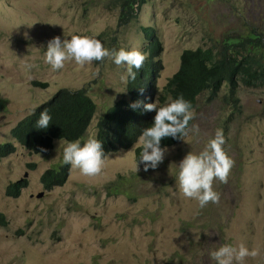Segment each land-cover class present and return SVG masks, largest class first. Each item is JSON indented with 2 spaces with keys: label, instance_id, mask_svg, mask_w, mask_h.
<instances>
[{
  "label": "rangeland",
  "instance_id": "obj_1",
  "mask_svg": "<svg viewBox=\"0 0 264 264\" xmlns=\"http://www.w3.org/2000/svg\"><path fill=\"white\" fill-rule=\"evenodd\" d=\"M118 16L109 0H0V142L12 139L9 129L58 88L85 85L99 111L110 103L105 87L123 88L126 69L108 59L85 66L67 61L53 71L45 52L54 37H93L106 48L114 37L119 46L139 48L145 42L140 26L153 25L163 43L161 87L179 69L184 47L212 45L251 23L264 30V0H146L127 24L118 26ZM224 91L213 99L199 95L190 123L199 125V135L165 146L164 161L147 172L133 145L107 154L97 177L70 166L63 184L45 188L40 175L63 161L59 140L44 155L15 143L16 151L0 160V210L8 219L0 224V264H215L213 251L241 243L260 249L244 264H264V89L239 84L237 109L225 102ZM217 129L235 163L228 182L214 184L219 203L200 208L178 189L179 163L202 151ZM131 172L122 183L134 198L103 190L102 182ZM24 176L28 184L19 194L5 192L9 181Z\"/></svg>",
  "mask_w": 264,
  "mask_h": 264
},
{
  "label": "clouds",
  "instance_id": "obj_2",
  "mask_svg": "<svg viewBox=\"0 0 264 264\" xmlns=\"http://www.w3.org/2000/svg\"><path fill=\"white\" fill-rule=\"evenodd\" d=\"M145 2L146 0L139 5V0H133L132 12L134 16L125 23L118 24L117 21V25H125L134 19L139 8ZM244 23L247 24V22ZM28 26L31 27L32 25ZM253 29L259 31L264 36L263 28L259 27L257 24L251 23L249 28H245L244 32H226L212 45L196 46L194 48L184 47L179 54V69L171 74L161 87L157 83V79L164 65V59L162 57L163 43L159 39L153 25L140 26V32L142 33L140 34V40L142 41L144 39L145 42L139 48L124 45L119 46L114 37L112 38L114 43H111L109 47L106 48L99 39L93 37L72 35L70 40L64 39L62 41L60 36H56L48 42L47 51L45 52V63L49 64L53 71L64 69L67 61H74L77 65L85 66L95 61L102 62L108 59L114 62L116 66L126 69L121 76V80L125 82L123 88L119 90L113 86L104 88L110 103L101 111L98 110L97 103L93 101L88 94L85 85L78 86L77 88L72 87V89H69V87L58 88L49 99L38 104L30 113L21 119L32 114L37 107L52 99L58 91L66 90L73 93V95L64 94L60 98L62 104L67 105L72 103L77 108L86 109L84 124L82 126L83 129L81 128L82 131L78 136L67 138L68 132L64 133L63 137L51 136L49 133L44 134L50 128L52 117L47 111L43 110L36 118V120H38L36 122V128L44 129L42 131L44 134L43 137H50L51 145L45 142V144L42 145V149L38 152L31 151L27 146L22 145L17 138L13 137L12 133H10V130H12L21 119L8 131V135L12 139L1 141L0 144L9 143L14 146V151L10 152L7 156L16 151L15 143L24 146L30 153L44 155L48 154L52 150L55 141L59 140L58 149L63 148V161L56 166L58 167L64 163L69 165L68 169H70V166L72 169H78L85 177H97L101 175L106 166L105 157L107 154L119 150H128L133 145L135 146L134 158L136 161V147L141 145L142 151L140 152V159L139 162H136L139 165L143 163L141 166L145 172L149 169L155 170L164 161L165 154L168 152L165 146H172L179 143L181 140L187 142L185 138L188 137L190 133L199 135V125L194 124L190 126L191 121L195 119L194 108L199 95L208 94L209 98L208 92L199 94L195 97V102L192 105L191 102L183 96L172 101L171 97H167L163 103L164 106H160V97L163 94V87L166 85L169 78L180 71L184 51L186 49L210 48L215 53L223 41H235L238 37L248 34ZM229 37L234 39L230 40ZM170 66L171 72L173 65ZM163 72L164 69L162 73ZM34 82L37 84H34ZM31 83L34 86H47V83H42L37 80L31 81ZM223 85H227V83L224 82ZM223 89H225L224 92L226 94V86L221 88V90ZM236 90L233 91V94L228 93V101L225 100V102L237 109L240 105L239 99L236 96ZM113 96H115V101L114 104L111 105V97ZM214 97L209 99H213ZM224 98L226 99L227 96H224ZM105 108L107 109L105 110ZM154 112L155 116L153 119ZM96 115L98 116L95 125H93V131L89 132L90 124ZM131 124L136 127L129 126ZM146 125L149 127L145 128ZM135 133V139L129 143L131 136ZM172 138L176 141L167 144V140ZM161 142H164V145L161 146ZM225 144L226 137L223 129H217L214 137L208 141L206 147L202 151L199 153H194L192 151L187 153L179 163V172L177 176L178 189L185 199L197 201L200 208H204L210 203H219L220 195L214 190V184L216 181L226 184L231 170L234 167L235 162L226 152L224 147ZM30 164L34 163H29L28 165L30 166ZM138 164L136 165L137 172L139 171ZM57 167L52 166L49 168ZM119 175L127 176V180L134 177L132 172L130 175L119 173L116 177ZM25 177L26 176L15 180L19 181L25 179L27 182L16 193H9L6 191L10 182L14 181H9L7 183L4 187L5 192L12 195L19 194L22 188L28 184V179ZM109 181L111 180L102 182V188L103 184ZM123 186L126 187L125 184H123ZM103 190H105V188H103ZM123 192L127 193L129 196L127 189L126 191L123 190L111 194ZM129 197L134 198L133 196ZM0 211L3 212L5 216V222H0V224H6L8 221L6 214L2 210ZM209 235L211 234L209 233ZM259 255L260 249L256 247L250 250L243 243L238 246L224 244L211 253V259L215 261V264H244L247 258L255 259Z\"/></svg>",
  "mask_w": 264,
  "mask_h": 264
},
{
  "label": "trees",
  "instance_id": "obj_3",
  "mask_svg": "<svg viewBox=\"0 0 264 264\" xmlns=\"http://www.w3.org/2000/svg\"><path fill=\"white\" fill-rule=\"evenodd\" d=\"M133 0H109L111 7L119 9L118 24L127 22L132 16ZM144 0H139V5ZM229 39H234L230 38ZM138 77V72H137ZM136 77V78H137ZM227 85H223V83ZM247 86H260L264 88V36L257 30H251L248 34L240 36L235 41H223L219 49L214 53L210 48L186 49L182 55V66L179 72H176L168 79L163 87V94L160 97L161 104L171 97V101L181 96L186 98L193 105L195 97L204 92L209 93V98L214 97L223 86H226L228 93L233 94L238 84ZM34 84H37L34 82ZM73 95L66 90L58 91L49 101L43 103L35 111L21 119L19 123L10 130L13 137L28 149L38 152L42 145L48 142L51 145L50 137L44 138V134L63 137L68 132L67 138L78 136L82 131L85 118V108H77L72 103L64 105L60 98L64 95ZM47 111L52 117L49 130L43 134L44 129L36 128L37 116L41 111ZM155 112L153 113V119ZM136 127L135 125H129ZM149 127L146 125L145 128ZM82 128V129H81ZM135 134L129 141L135 139ZM175 139H168L167 144L174 143ZM164 142H161V146ZM14 151V146L9 143L0 144V159ZM142 146L136 147V161L139 162ZM143 163H141L142 165ZM34 166V164H30ZM69 165L62 163L57 168H47L40 176L43 187L50 188L60 185L69 173ZM125 175H119L115 179L103 184L108 194L119 191H128L129 196L132 193L128 187H124L122 180H127ZM27 182L25 179L10 182L7 186V192L16 193ZM0 222H5L4 213L0 211Z\"/></svg>",
  "mask_w": 264,
  "mask_h": 264
}]
</instances>
